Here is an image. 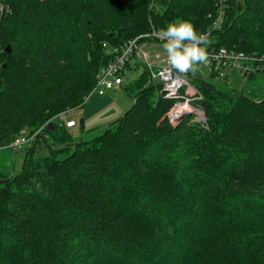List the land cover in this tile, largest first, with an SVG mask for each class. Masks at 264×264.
Returning <instances> with one entry per match:
<instances>
[{"label": "trees", "instance_id": "obj_1", "mask_svg": "<svg viewBox=\"0 0 264 264\" xmlns=\"http://www.w3.org/2000/svg\"><path fill=\"white\" fill-rule=\"evenodd\" d=\"M177 18L264 57L245 37L264 40V0H0V151L32 138L23 172L0 171V264H264V92L191 71L205 120L175 126L143 64L119 122L72 138L58 117L92 97L107 50Z\"/></svg>", "mask_w": 264, "mask_h": 264}, {"label": "built area", "instance_id": "obj_2", "mask_svg": "<svg viewBox=\"0 0 264 264\" xmlns=\"http://www.w3.org/2000/svg\"><path fill=\"white\" fill-rule=\"evenodd\" d=\"M157 34L158 30L152 25L148 31L125 41L122 45H120V47L114 48L112 51L107 50L106 53L113 54V58L105 66L100 68L96 75L95 85L87 98L94 95L101 96L106 90L120 86L123 82L122 75L126 63L134 55L139 54L140 52L142 63L149 69L156 68L155 71L152 70L150 73L151 77L161 83L159 94L163 98L173 100L172 106L167 111L169 121L174 123L169 117L181 115L182 112L176 114L175 109L179 105L185 104L188 108L198 113V116L202 119L201 122H204L205 119L203 118V111L199 107H192L189 104L193 101L200 100L201 93L190 84L188 73L183 75L178 74L168 64L165 53L162 54V52H158L153 55L155 61L151 62L149 60V52H144L141 49L143 45H151L153 43L162 44L163 41L159 39ZM206 50L208 52V62L205 64H213L214 67H217L216 70L224 67H233L243 75L258 69V67L261 68V65H263L262 58L256 57L255 54L250 55L225 48H207ZM262 68H264V66ZM183 110L185 111V109ZM74 124L73 120L65 121L66 127H73ZM29 140V137L19 134L15 138L14 142L7 147L13 150H19L23 148Z\"/></svg>", "mask_w": 264, "mask_h": 264}, {"label": "rangeland", "instance_id": "obj_3", "mask_svg": "<svg viewBox=\"0 0 264 264\" xmlns=\"http://www.w3.org/2000/svg\"><path fill=\"white\" fill-rule=\"evenodd\" d=\"M160 11L161 9L159 10V12ZM245 37L247 38L248 44L252 46L250 48L260 49L261 52L264 53V40H261L259 36L254 35L253 33H246ZM161 45L162 44L159 43H153L151 45H143L141 49L144 52H149V60L153 62L155 61L153 55L157 54L158 52H162V54H164V50ZM255 56L258 57L257 55ZM259 58H262L264 62V57L261 56ZM143 68L144 65L141 60V53L139 52V54L134 55L130 59L128 66L125 67L124 73L122 75L123 82L120 86L114 87L110 90H106L105 93L101 96H94L90 98L89 100H87V103H85L81 107H75L70 109L63 115L60 114L58 117L61 121L65 120L66 118H73V121L76 123V126L70 129L69 133L71 134V137L75 138L79 137L80 135L82 136L94 127H101L104 125L106 126L112 121L118 119L124 112H126L131 106L130 94L135 93L136 90H131L130 88L126 89L125 91V88L131 85L137 78L140 77L144 70ZM216 68L217 67H214L213 64H201L196 66L195 70L192 72L200 77L208 76L210 74H213L216 77L220 75L227 86L238 92L244 90L246 93L249 92L253 95H258L259 92H264V74L259 75L256 81L251 82L247 81L246 77L241 75V73L236 68L224 67L219 68V70H216ZM57 80L58 78H55L51 81L52 83H55ZM193 102L189 104L192 107H196ZM67 107L71 106L68 105ZM190 116L193 117L194 121L201 124L202 119L198 116V113H195L194 111V113L190 114ZM57 121L58 119L56 118L55 121L51 122ZM14 153H16L15 150L0 151V171L12 174L23 172V153ZM44 155L45 154L41 155L40 157ZM34 158H37L36 155H34ZM8 230L10 232L13 231V229Z\"/></svg>", "mask_w": 264, "mask_h": 264}, {"label": "clouds", "instance_id": "obj_4", "mask_svg": "<svg viewBox=\"0 0 264 264\" xmlns=\"http://www.w3.org/2000/svg\"><path fill=\"white\" fill-rule=\"evenodd\" d=\"M157 35L163 41L161 46L168 64L178 74H187L208 62L207 36L198 33L190 21L177 18L160 29Z\"/></svg>", "mask_w": 264, "mask_h": 264}, {"label": "water", "instance_id": "obj_5", "mask_svg": "<svg viewBox=\"0 0 264 264\" xmlns=\"http://www.w3.org/2000/svg\"><path fill=\"white\" fill-rule=\"evenodd\" d=\"M238 5H239V3H238ZM238 9H239V7H238ZM4 52H5V53H8V52H9V46H7V47L5 48ZM198 77H200V76H198ZM200 78H203V79H210V78H212V76L208 75V76H203V77H200ZM134 98H135V97H134ZM131 107H132V105H131L130 108H129L126 112H124V113H123L118 119L112 121L111 123H109V124L106 125V126H112V125H114L115 123L119 122V121L121 120V118H122V117H123V116H124V115H125L130 109H131ZM192 113H194V111H192V110H186V111L182 112L181 115H175V116H171V117H169V118L173 120L174 125L176 126V125L179 123V121L182 119V117L190 116V114H192ZM195 113H196V112H195ZM56 128H57V124H55L54 122H49V123L44 127V129H42V132L47 133V132H49V131H54Z\"/></svg>", "mask_w": 264, "mask_h": 264}, {"label": "bare ground", "instance_id": "obj_6", "mask_svg": "<svg viewBox=\"0 0 264 264\" xmlns=\"http://www.w3.org/2000/svg\"><path fill=\"white\" fill-rule=\"evenodd\" d=\"M189 110L190 108H188V106H186L185 104L183 105H179L176 109H175V113L178 114L179 112H184V110ZM15 139H13L11 142H9L7 145H6V148H8L7 146H9L12 142H14ZM32 140V138L29 140V142ZM28 142V143H29Z\"/></svg>", "mask_w": 264, "mask_h": 264}, {"label": "crops", "instance_id": "obj_7", "mask_svg": "<svg viewBox=\"0 0 264 264\" xmlns=\"http://www.w3.org/2000/svg\"><path fill=\"white\" fill-rule=\"evenodd\" d=\"M94 96H97V95H94ZM94 96H92V97H94ZM92 97H90V98H92ZM90 98H89V99H90ZM89 99H88V100H89Z\"/></svg>", "mask_w": 264, "mask_h": 264}]
</instances>
